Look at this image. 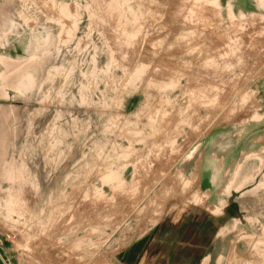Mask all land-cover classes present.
Here are the masks:
<instances>
[{"label": "rangeland", "instance_id": "obj_1", "mask_svg": "<svg viewBox=\"0 0 264 264\" xmlns=\"http://www.w3.org/2000/svg\"><path fill=\"white\" fill-rule=\"evenodd\" d=\"M192 247L264 264V0H0V264Z\"/></svg>", "mask_w": 264, "mask_h": 264}, {"label": "crops", "instance_id": "obj_2", "mask_svg": "<svg viewBox=\"0 0 264 264\" xmlns=\"http://www.w3.org/2000/svg\"><path fill=\"white\" fill-rule=\"evenodd\" d=\"M176 243V241H173ZM199 242V241H198ZM180 243H185V241H182ZM193 250L191 251H181L180 253H174V252H168L164 254L161 252V259L164 260V263L162 264H215L214 261L218 259L216 256V253L210 252H203V251H197L194 247H192ZM191 249V248H190ZM151 255H154V258H160L158 255V251L155 253H148ZM165 255V257H164ZM136 258V255H131V258ZM148 259L152 258L150 255L147 256ZM180 261V262H179Z\"/></svg>", "mask_w": 264, "mask_h": 264}]
</instances>
